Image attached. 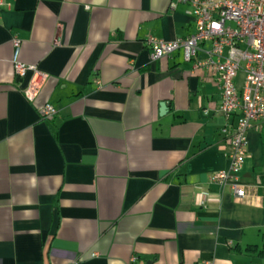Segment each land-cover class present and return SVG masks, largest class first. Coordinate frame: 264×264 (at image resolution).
Returning a JSON list of instances; mask_svg holds the SVG:
<instances>
[{
    "label": "crops",
    "instance_id": "obj_1",
    "mask_svg": "<svg viewBox=\"0 0 264 264\" xmlns=\"http://www.w3.org/2000/svg\"><path fill=\"white\" fill-rule=\"evenodd\" d=\"M172 1L4 0L0 264H264L245 251L264 244V123L247 133L237 199L210 180L230 166L235 123L214 74L182 50L151 59L150 36L193 31ZM14 37L46 75L32 101Z\"/></svg>",
    "mask_w": 264,
    "mask_h": 264
},
{
    "label": "built area",
    "instance_id": "obj_2",
    "mask_svg": "<svg viewBox=\"0 0 264 264\" xmlns=\"http://www.w3.org/2000/svg\"><path fill=\"white\" fill-rule=\"evenodd\" d=\"M179 2L189 4L186 13L192 19L193 31L173 40L150 36L147 44L151 59L157 61L182 50L185 61L192 62L194 69L214 74L221 94L220 111L234 118L235 123L222 128V133L230 138V166L210 180L221 186L230 185L235 197L242 200L249 195L239 178L248 153L247 133L264 123V0H174L170 8L175 9ZM4 4L0 0V13ZM13 44L14 74L24 78L32 73L21 88L32 101L46 75L20 59L19 38L14 37ZM202 51L206 57L199 59ZM57 112L50 103L39 109L44 119L54 117Z\"/></svg>",
    "mask_w": 264,
    "mask_h": 264
},
{
    "label": "trees",
    "instance_id": "obj_3",
    "mask_svg": "<svg viewBox=\"0 0 264 264\" xmlns=\"http://www.w3.org/2000/svg\"><path fill=\"white\" fill-rule=\"evenodd\" d=\"M245 251L250 254H256L264 259V244L261 248L258 247L257 245H249L245 248Z\"/></svg>",
    "mask_w": 264,
    "mask_h": 264
}]
</instances>
